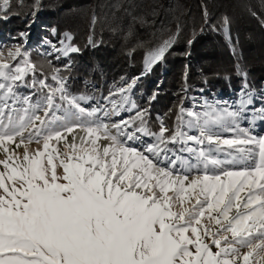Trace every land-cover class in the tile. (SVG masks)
Listing matches in <instances>:
<instances>
[{
    "label": "snow or ice",
    "instance_id": "1",
    "mask_svg": "<svg viewBox=\"0 0 264 264\" xmlns=\"http://www.w3.org/2000/svg\"><path fill=\"white\" fill-rule=\"evenodd\" d=\"M168 46L150 52L148 62L159 61ZM21 54L17 48L8 59ZM28 72L35 66L26 59L10 65L0 53V264H249L252 239L264 248V138L208 136L217 145L254 144L258 157L252 167L230 170L224 165L232 161L201 149L202 174L190 179L174 160L160 167L152 158L181 132L165 139L161 128L159 143L138 150L128 142L146 132L142 118L138 128L94 119L58 75L56 87L40 81L48 89L41 101L32 105L25 97L22 110L10 107ZM57 98L68 105L64 117L53 114L62 107ZM238 150L241 159L252 157L250 149Z\"/></svg>",
    "mask_w": 264,
    "mask_h": 264
},
{
    "label": "trees",
    "instance_id": "2",
    "mask_svg": "<svg viewBox=\"0 0 264 264\" xmlns=\"http://www.w3.org/2000/svg\"><path fill=\"white\" fill-rule=\"evenodd\" d=\"M7 39L23 45L35 66L20 82L34 94L43 92L41 80L56 87L58 70L67 78V95L94 107L142 74L136 111L125 121L138 128L142 118L153 143L161 128L165 139L183 134L180 109L189 113L196 96L215 105L220 97L233 102L247 93L264 100V0H0V43ZM166 41L163 57L144 68L148 54ZM49 43L63 47V56L38 48ZM69 46L78 51L65 54Z\"/></svg>",
    "mask_w": 264,
    "mask_h": 264
},
{
    "label": "rangeland",
    "instance_id": "3",
    "mask_svg": "<svg viewBox=\"0 0 264 264\" xmlns=\"http://www.w3.org/2000/svg\"><path fill=\"white\" fill-rule=\"evenodd\" d=\"M9 40L10 39H7L3 43H0V53L4 54L6 62H8L10 65H15L17 63L22 64V62L25 59L27 60V56L23 55L24 46L23 45L16 46L14 45L16 44L14 40H11L10 42ZM54 44L55 43H49L50 46L48 49L47 46L45 45H41L38 48L39 49L44 48L45 51L49 50L48 52L51 53V55L55 54L54 56L57 59L59 56H63L64 52L61 51L63 47L61 46L56 47V45L54 46ZM17 48L21 50L22 53L21 56L17 57L15 60L8 59V53L10 51L14 52ZM147 65L148 62L145 64L144 68L146 67L148 68ZM150 66H149V70L151 68ZM56 71L57 70H55V72ZM55 72H53L52 76L57 75ZM141 76L142 74L137 75L131 78V80L129 81L130 83L127 82V84L125 85L123 84L122 87L119 88L116 87L115 90L113 89L112 91L108 92L110 93V95L108 94L109 96H107L108 98L106 100V105H108V102H110L114 98L111 97L113 93H116L121 89H126L128 88V86L132 84V82L133 83L136 82L133 86L134 87L133 94L129 98L130 99L129 104L126 106V111L129 110L128 111L129 113L133 112L136 108L133 101V95L135 92V86L139 81V79L141 78ZM135 78H137L138 80L134 81ZM22 83L24 82L22 81ZM22 83L18 82L17 87L15 88V96L8 101L9 106L14 107L17 110H22L26 106L24 103L25 97H31V104L35 105L37 101L42 100V98L45 96V94L48 91V89L45 88L43 92L41 93L38 92L39 94H34L37 92L36 91L30 92L29 90H31L32 88L27 87L25 84L22 85ZM66 84H67V78H65L64 80V85ZM29 92L30 95L25 94ZM32 93L34 95L31 96ZM260 95H261L260 93H258L257 95H250V93H247L245 96H241L238 99L239 101L234 100L233 102H230L229 99H223L222 97H220L219 103H217L218 105L213 104L212 101L207 99H202V98L199 99L196 96L194 100V106H192L191 109L187 110V112L189 113H185L186 111L180 109L181 114H183L181 125L184 121L185 127L183 128L184 130L183 136L178 138V140L175 142L177 143V146L174 148L167 147V144L166 146H162L166 148V151L162 153L159 157H152L154 162L158 161L160 167H170L171 165L169 161L174 160L176 162V170L181 174H189V178L191 179L192 176L202 174L199 171V169L202 168V164L200 162V159H198V153L201 150L200 148H206L204 151L210 154V158L233 162L235 158L241 159L238 148L242 147L245 149H250L252 151V157L249 158L250 162L246 166H238V167H231L230 163H227L224 165V167L230 170H241L245 167H252L254 159L258 157V146L253 144V145H240L238 147H229L227 145H223L222 143L220 145H217L215 143H209L207 137L212 136L213 140L218 139L221 142L226 139L241 140V139H246L248 137H253L256 139L264 138V100ZM105 97L106 96L102 98L103 104L105 102ZM13 99L15 100V104L12 103ZM56 104L61 105L57 101ZM98 104L99 102H97L96 105H94L93 107L92 102L90 100L80 103L81 107H83L87 112L95 111L96 115L93 118L101 122L104 120L100 116L102 105L98 109L99 106ZM15 105L17 107H15ZM65 110H66L65 107L63 108L62 106L56 109L53 114L57 117H64ZM230 114H234V115H230ZM41 115H43V113H41ZM126 115H123L122 117L117 118L113 121L104 120L105 121L104 123L108 124L109 126H111L112 124L120 123L122 121H125ZM97 116H100V120L99 117ZM83 119L87 121V119L89 118L83 117ZM130 130L135 132L133 128ZM202 133L204 134L203 136L201 135ZM80 134L83 135V133ZM135 135L137 138L132 140L135 143H133L132 141H129L128 143L130 146L136 147L138 150L143 151L149 145L157 144V143H153V140L155 138L148 136L147 132H135ZM188 137H197L199 139H202L204 142L202 144H198L194 140H188L187 139ZM34 146H36V148L38 147L37 144L34 145L31 144V148H33ZM219 148H223L224 151H219L218 150ZM230 153L231 155L234 154L235 157L234 158L229 157ZM215 154H218V156H215ZM211 155H214L215 157L214 156L211 157ZM242 160H247V159H242ZM207 224L213 230L215 229L213 228V224L211 222L207 221ZM254 240L256 241L258 239L257 238L252 239L251 243H253V245H255ZM213 250L215 251V248H213ZM240 251L241 253H246L249 251V249L248 247H243ZM258 253H263L264 255V248L263 249L256 248L255 252H253V256L249 257V264H262L264 260L260 258L259 259L256 258V255Z\"/></svg>",
    "mask_w": 264,
    "mask_h": 264
},
{
    "label": "bare ground",
    "instance_id": "4",
    "mask_svg": "<svg viewBox=\"0 0 264 264\" xmlns=\"http://www.w3.org/2000/svg\"><path fill=\"white\" fill-rule=\"evenodd\" d=\"M152 63H154V62H152ZM151 65V63H149L148 62V68H149V66ZM151 67V66H150ZM137 81L138 79L137 78H135L134 79V81ZM132 82V81H131ZM136 82H132V84L130 85V86H128V88H126L125 89V91L123 92V93H121V91H117L116 93H113L112 95H111V97H114L110 102H108V105H106V100H107V98L105 99V102H104V104L101 106V118L102 119H104V120H114V119H116L117 117H121L122 115H126V114H129V110H127L126 111V106L129 104V101H130V96L133 94V91H134V84H135ZM125 84H127V83H125ZM124 84V85H125ZM118 89V88H117ZM116 89V90H117ZM115 90V89H114ZM119 90V89H118ZM132 92V93H131ZM110 95V94H109ZM108 95V96H109ZM15 107H17L16 105H15ZM104 107V108H103ZM103 109V110H102ZM115 109V110H114ZM126 111V112H125ZM125 112V113H124ZM105 113H107V115H105ZM124 113V114H123ZM32 149H36V146H34ZM21 154L23 153V152H20ZM249 159H247V161H248ZM205 223L207 224V221H205ZM214 226V225H213ZM258 239V241L257 242H254L255 243V245H253V243H252V245H253V248L256 250V248H255V246H256V244H259V243H261L262 242V240L260 239V238H257ZM261 249H263V248H261ZM255 250H254V252H255ZM253 256V255H252ZM262 257V258H261ZM256 258L257 259H263L264 258V255H263V253H258L257 255H256Z\"/></svg>",
    "mask_w": 264,
    "mask_h": 264
}]
</instances>
